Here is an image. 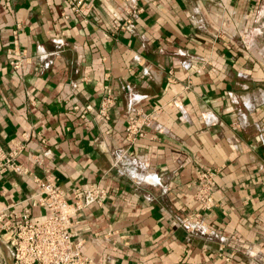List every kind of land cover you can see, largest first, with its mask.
<instances>
[{"label":"crops","instance_id":"obj_1","mask_svg":"<svg viewBox=\"0 0 264 264\" xmlns=\"http://www.w3.org/2000/svg\"><path fill=\"white\" fill-rule=\"evenodd\" d=\"M86 3L85 22L65 0H0V145L25 134L0 212L28 207L35 177L69 201L96 187L73 227L89 264H264V0H138L124 29L135 2ZM198 170H218L205 233L182 224Z\"/></svg>","mask_w":264,"mask_h":264},{"label":"built area","instance_id":"obj_2","mask_svg":"<svg viewBox=\"0 0 264 264\" xmlns=\"http://www.w3.org/2000/svg\"><path fill=\"white\" fill-rule=\"evenodd\" d=\"M135 2L128 15L129 18L121 23L114 20L113 24L117 29H124L132 23V18L141 12ZM69 9L86 22L90 8L86 0H65ZM13 67L18 64L11 62ZM112 98L107 95L102 103L99 114L106 116V107L111 104ZM74 111L81 112L80 118L85 119V114L91 111L89 105L74 107ZM143 126L132 119L127 127L126 134L129 140H136L144 136ZM24 139L25 134L22 135ZM22 139L12 140L10 150H4L0 145V174L7 171L18 172L21 167L18 158L23 153L25 145ZM38 163V162H37ZM39 164V163H38ZM218 170L197 171L196 201L199 203V210L189 218L182 220V224L188 228L205 233L201 230L203 212L209 210L214 203L215 178ZM34 182L39 187V192L25 200L28 207L17 215L14 212H0V241L9 252L12 264H89L88 258L81 253V244L76 238V231L73 230L76 222L75 215L93 204H100L105 191L96 187L76 188L73 191L71 201L67 200L63 191L56 188L50 181L42 182L37 177ZM42 208L48 212V216L39 223L31 221V209ZM13 217L15 222L3 223L4 219ZM193 221V222H191ZM201 230V231H200ZM1 263V262H0Z\"/></svg>","mask_w":264,"mask_h":264},{"label":"rangeland","instance_id":"obj_3","mask_svg":"<svg viewBox=\"0 0 264 264\" xmlns=\"http://www.w3.org/2000/svg\"><path fill=\"white\" fill-rule=\"evenodd\" d=\"M260 9L261 8H259L258 9V11H260ZM241 11H242V13H248L250 10H249V5L247 4V3H244V4H242V6H241ZM246 21H248V20H246ZM247 23H249V22H245V21H243V25H242V31H243V29H244V27L247 25ZM244 26V27H243ZM244 35L246 36L245 37V46H248L249 47V45H250V35H249V28L246 30V33L244 32ZM1 242V241H0ZM1 245H2V243H1ZM2 247V252H0V264H4V259H3V257H2V255H4L5 257H6V255H5V251H4V247H3V245L1 246ZM1 253H2V255H1ZM7 258V257H6ZM7 260H8V262H9V264H12L11 262H10V260L7 258Z\"/></svg>","mask_w":264,"mask_h":264},{"label":"water","instance_id":"obj_4","mask_svg":"<svg viewBox=\"0 0 264 264\" xmlns=\"http://www.w3.org/2000/svg\"><path fill=\"white\" fill-rule=\"evenodd\" d=\"M1 246H2V245H1V242H0V252H2V250H3ZM1 255H2V253H1ZM2 257H3V259H4V264H9L7 258H6L4 255H2Z\"/></svg>","mask_w":264,"mask_h":264},{"label":"bare ground","instance_id":"obj_5","mask_svg":"<svg viewBox=\"0 0 264 264\" xmlns=\"http://www.w3.org/2000/svg\"><path fill=\"white\" fill-rule=\"evenodd\" d=\"M3 247H4V245H3ZM4 251H5V255H6V257L10 260V262H11V257H10V254H9V252L6 250V248L4 247Z\"/></svg>","mask_w":264,"mask_h":264}]
</instances>
